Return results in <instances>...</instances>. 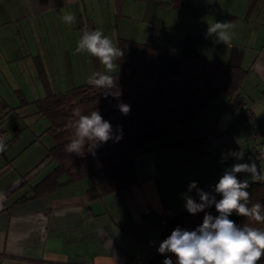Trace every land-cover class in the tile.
Wrapping results in <instances>:
<instances>
[{"label": "crops", "instance_id": "0c3cea01", "mask_svg": "<svg viewBox=\"0 0 264 264\" xmlns=\"http://www.w3.org/2000/svg\"><path fill=\"white\" fill-rule=\"evenodd\" d=\"M178 3L174 7V0H0V115L9 110L7 117L44 96L48 88L66 90L87 82L92 72L104 71L97 58L75 54L84 27L101 29L115 43L119 37L129 38L246 70L231 109L225 108L227 95L221 93L200 115H205L204 124L210 126L206 127L210 136L202 147V158L183 163L187 155L170 149L169 159L163 155L142 170L137 162L144 179L101 199H88L90 182L84 178L49 194L15 202L26 190L17 186L20 175L36 165L52 143L23 158L18 156L24 147L13 151L15 146L8 144L0 154V264H128L130 258L145 257L162 213L185 208L182 194L197 195L195 189L188 193L191 182L215 193L214 185L225 169L247 163L246 153L264 141V0ZM68 12L76 16L74 25L62 19ZM217 21L234 26L233 39L226 45L206 38L209 24ZM56 76H60L61 87L54 89ZM9 79L17 86L25 80L33 97L24 94L19 100L12 99L2 85L9 84ZM237 106L250 109L251 117L238 118ZM19 130L21 126H14L9 137L3 129L5 143L10 138L14 142ZM240 150L243 161L228 156L221 162L222 154ZM43 164L32 173L31 184L46 174L32 182L47 166ZM257 166L264 167V159ZM237 177L251 179L247 173ZM147 208L150 211L145 213Z\"/></svg>", "mask_w": 264, "mask_h": 264}, {"label": "trees", "instance_id": "16d2710c", "mask_svg": "<svg viewBox=\"0 0 264 264\" xmlns=\"http://www.w3.org/2000/svg\"><path fill=\"white\" fill-rule=\"evenodd\" d=\"M178 2L174 0V7H178ZM116 43L124 51L116 73L118 98L112 95L105 98L101 89L85 82L62 91L48 88L44 96L28 102L35 105L37 116L48 120V125L37 138L48 133L53 142L46 146L43 158L20 175L17 186L26 190L15 202L49 194L84 178L90 182L86 192L89 200L101 199L112 192L129 188L144 179L137 169V157L144 151L177 149L187 155L183 163L205 155L202 147L210 132L199 123L198 117L221 93L227 95L225 108L231 109L233 96L242 90L246 70L241 66L206 60L129 38L119 37ZM121 102L130 105V114L123 115L119 111L117 106ZM75 108L84 114L98 110L114 130L117 125L122 127V139L119 142L109 140L100 145L95 149V155L68 154L65 145L70 142L71 133L67 125ZM8 113L9 110L0 115V127ZM235 115L246 120L251 117V112L237 106ZM255 144L248 154L259 153L264 148V141ZM261 159L264 158L256 163ZM45 161L54 165L38 182L31 184L32 173L43 167ZM246 162L250 163L247 159ZM249 183L247 191L251 201L264 205V182H251L249 179ZM212 195L217 200L221 199L216 193ZM193 197L199 202L195 192ZM149 211L150 208H147L145 213ZM205 212L218 215L214 205L195 215L189 214L186 208L176 212L164 211L149 253L145 257L128 259V264H163L166 257L175 261L172 254L161 255L157 251L160 243L177 226L194 230L202 224ZM229 219L237 225L249 223L264 229V222H252L235 213ZM258 264H264V257Z\"/></svg>", "mask_w": 264, "mask_h": 264}, {"label": "clouds", "instance_id": "9594fccd", "mask_svg": "<svg viewBox=\"0 0 264 264\" xmlns=\"http://www.w3.org/2000/svg\"><path fill=\"white\" fill-rule=\"evenodd\" d=\"M62 19L68 25L76 23V16L71 12L64 14ZM233 27L231 22L217 21L209 24L206 38L212 37L215 43L226 45L233 39ZM75 54H87L99 60L104 71L92 72L87 83L101 89L105 98L109 95L118 98L120 93L117 90L116 73L118 62L124 56L123 49L101 29L85 28L77 41ZM117 107L123 115L130 114V105L121 102ZM67 127L71 139L65 145V151L78 156L87 153L95 155V149L100 145L109 140L119 142L123 137L122 127L117 125L114 130L113 125L98 110L84 114L79 108L73 109ZM6 151L7 144L0 139V154ZM228 156L236 161L244 160L243 150L222 154L221 162ZM249 160L250 163L237 162L225 169L214 185V192L221 196L219 200L215 195L198 188L197 182L189 184L188 193L195 189L199 202L187 193L182 194L188 213L195 215L214 205L218 215L205 212L202 224L194 230L177 226L157 249L161 255L170 253L176 258L173 261L166 257L163 264H258L264 257V229L253 227L249 223L237 225L234 220L229 219L235 213L252 222H264V205L260 202L253 203L247 191L249 179L240 180L237 177L238 173H247L251 182H264V167H258L252 157Z\"/></svg>", "mask_w": 264, "mask_h": 264}, {"label": "rangeland", "instance_id": "374dc122", "mask_svg": "<svg viewBox=\"0 0 264 264\" xmlns=\"http://www.w3.org/2000/svg\"><path fill=\"white\" fill-rule=\"evenodd\" d=\"M7 75L9 74L7 73ZM59 78L60 76H56V79L52 81V84L54 85L53 86L54 89H57V87H61V84L59 83L60 81ZM65 83L68 84L67 80H65ZM2 85L7 89L8 93H10V97L12 99L19 100L20 98H23L24 94L28 96V98H32L33 97L32 95H34V92L30 89V86L25 80H22L18 86L16 82L13 83L10 79H9V84L3 83ZM20 91L22 92V95ZM17 111L18 112H11L1 126V129L7 130L9 137H12V135L14 134V126L16 125L21 126V130H19L18 136L15 138V141H14L15 143L12 142L10 138L8 139L6 144L7 145L9 144L11 148L15 146L14 147L15 149L13 151L18 149V147H21V149L22 147H24L23 151L25 152L24 153L21 152L22 154L18 156L21 158L26 156V154H29V152L31 154L36 152L35 151L36 148L44 151L45 146L49 143H52L53 141L51 136L48 133H44L40 140L38 139L34 140V138H35V135L42 133L43 129H45V127L48 125L47 118L44 116H37L34 113L35 105L32 103L21 106ZM204 117L205 115L200 116L198 118L200 120V124L204 126L205 128L208 127L209 129L210 126L207 123L204 124ZM158 150L159 151L155 150L156 152H153V153L152 151H144L138 155L137 162L140 165L139 166L140 170H142L143 167L150 165L153 161L158 163L157 161L162 160V159H157V158L163 157V155H165L169 159V154L170 152H172L171 150L169 152L168 151L165 152L166 149L165 150L158 149ZM39 155L40 154H38V156ZM171 159L172 158H170V160ZM46 162L47 161H45V164H47V166L44 167L43 170H41L36 175L35 179L34 178L32 179L33 183L35 182L36 179H38V177H41L45 172L47 173L48 169L54 165L53 162L52 163L51 162L46 163Z\"/></svg>", "mask_w": 264, "mask_h": 264}, {"label": "built area", "instance_id": "2783aa9c", "mask_svg": "<svg viewBox=\"0 0 264 264\" xmlns=\"http://www.w3.org/2000/svg\"><path fill=\"white\" fill-rule=\"evenodd\" d=\"M0 139L4 140V131L1 128H0ZM249 157H252V159L255 160V162H257L260 158H264V148H262L259 153L252 152L250 154L248 153L246 154V159L248 160V162H251L249 160Z\"/></svg>", "mask_w": 264, "mask_h": 264}]
</instances>
